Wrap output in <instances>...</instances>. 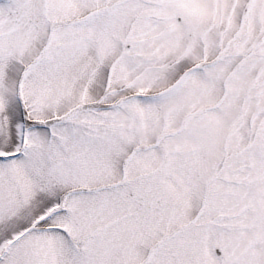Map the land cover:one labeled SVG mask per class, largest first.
Returning <instances> with one entry per match:
<instances>
[{
    "label": "snow or ice",
    "instance_id": "obj_1",
    "mask_svg": "<svg viewBox=\"0 0 264 264\" xmlns=\"http://www.w3.org/2000/svg\"><path fill=\"white\" fill-rule=\"evenodd\" d=\"M0 264H264V0H0Z\"/></svg>",
    "mask_w": 264,
    "mask_h": 264
}]
</instances>
